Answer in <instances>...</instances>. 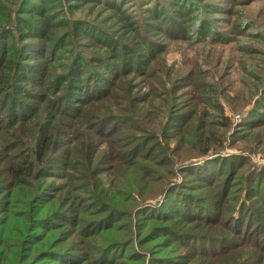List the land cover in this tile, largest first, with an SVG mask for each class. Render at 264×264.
Segmentation results:
<instances>
[{"label": "rangeland", "instance_id": "1", "mask_svg": "<svg viewBox=\"0 0 264 264\" xmlns=\"http://www.w3.org/2000/svg\"><path fill=\"white\" fill-rule=\"evenodd\" d=\"M35 1L37 2V0H26L23 6L28 8L34 6L32 3ZM2 2L5 1L0 0V3ZM128 2L131 0H127L124 5L120 3L115 9L109 5L108 7L100 5L102 3L95 0H48L43 8H39L40 11L41 9L47 10V17L37 16L41 15L39 11H34L32 15L28 14L29 17L37 20V30L43 32L41 35L45 32L46 24L52 27L51 35H44L39 39L42 49L48 47V50L41 53L42 56L34 58L23 59L24 56H22L23 65L31 71H27L29 75L25 74L20 77L13 75V90L7 88L4 92L0 91V98L5 97V103H0V112H4L5 109L7 115L11 112L12 105L10 104L7 108L6 106L12 98H14L13 105L19 106L17 111L24 115L29 113L26 109L32 111V109L42 105V100H47L44 103V110H53L57 118L59 115L64 116L61 114L64 111L63 98L66 92L71 89L66 82L71 77L78 75L84 76L82 79H85L91 70L88 67L99 70L104 52H107L105 61L109 68L112 67L110 73L107 71L104 74H109L111 78L119 73L115 69L121 65L122 60H134V63L131 66V71H126V74L120 77L118 81L116 80L117 82L113 83L107 90L105 95L108 97H99L102 99L96 105L91 104L90 101L85 105L81 101L85 102L86 99L95 94L96 91H93L90 95L87 84L91 83L92 85L93 81H99V71H97L98 74H95L96 71H92L93 73H90L92 79L89 80L88 77L87 83L83 80L79 83L74 82L73 86L76 87L68 91L67 96L69 98L80 102L74 101L80 105L76 104L79 106H73L74 109H69L72 111L71 114L75 115L79 112V115H86L84 121L82 118L80 121L78 119V122L82 123L81 125L70 126L71 118L63 117L64 124L60 126L63 132L69 131H67V136L64 137L65 139L59 144V147L64 148L66 146L64 148L66 150H69V147L72 148V151L75 152L73 162L79 160L82 163L79 157L85 151V144L96 150L97 144H101V141L105 139V135L94 134L97 132L87 130L94 112L98 110L100 114L128 116L130 119L138 118V122L131 121L126 125L127 128H121L125 127L126 122L117 125V133L122 136L119 138L121 141H117L116 145L119 146L120 150H123L122 158L127 159L129 158L128 154L133 151L145 152L146 146L144 145L151 143L144 136L145 134L142 135L135 131L136 126L154 129L153 132L156 136L164 142L161 144L166 143L168 145L170 142V145L176 149H182V153H186L185 157L192 155L194 149L191 150L190 145L182 146L178 134L172 140L165 139L164 136H173L178 130L177 128L168 130L170 128L167 126V120L171 112H177V110L172 109H177V105L181 102H183L182 108L184 106L189 108L187 104L191 105V103L197 102L198 112L206 108L209 115L195 124L198 125L199 129L208 127L211 130L212 133L208 136L211 139L209 140L210 144L217 145L219 143L214 155H226L232 150L246 152L242 159L239 160L234 157L231 161L229 160L230 157L222 158L218 161L221 162L222 169H211L206 174L207 179L205 176L203 177V174L201 176L197 174L204 169V164H197L199 166L189 167L187 171L180 172L177 170L179 161H176L168 169H171L172 174L165 177L164 180L166 181L160 189L161 195L152 199H145L147 202H155L145 204V202H141L144 201L142 197H137L136 201L134 200V205L128 209L127 215L121 218L119 216L116 220L117 226L122 225L129 228L130 231L126 233L129 238L127 241L124 240L117 246H112L109 251L102 250L99 254H95L92 243H96L98 238L95 236L86 237L79 231L78 226L75 227L71 237L58 246V248L64 249L55 253L59 264H106V259L104 261L106 256L114 258V264H206L209 259L203 255L205 251L200 250V246L204 243H201L200 240L183 239L177 233L182 236L208 234L214 236L209 238H218L216 236L223 234L230 237L234 236V230L226 224L229 217L227 209L230 204L238 203L244 198V195H250V200L245 202L247 206L251 205L252 201L254 202L253 205L257 209L254 216L264 219V203L262 201L264 199L262 193L264 191V173H261L264 170V0H196V5L194 2H188L185 8H179V10H187L188 12L181 22L184 26L183 33L180 35L181 37L177 38L168 35L165 27L167 23L163 24L159 20L154 21L149 18L147 9H150L151 0H137L140 5L144 4L143 9H140V5L135 7L138 4L133 3L134 1ZM4 8L0 9L4 11ZM24 13L25 11H22L17 16L19 18L18 24H20L19 30H13L14 24H17L13 20L12 24L7 26L8 29L12 30V33L9 36L0 33V44L2 43L6 53L7 50L15 51L17 42L23 40L25 36V41L31 42L33 40L32 36H27V28L23 26L22 19L28 18L26 17L27 14ZM129 13L145 18L147 24H154L155 27L150 28L148 25L149 30L146 31L144 26L146 23L136 26L133 17L126 19L124 14ZM1 18L3 16H0V20ZM70 18L85 21L83 24L89 26L87 27L88 30H92L101 39L108 40L106 45L98 43L93 37L88 36L90 32L83 31L82 34H79L75 28L72 31L69 27ZM1 21L3 22V20ZM93 21L97 23L98 28L92 26ZM149 21L154 22L149 23ZM139 31L144 32L142 37ZM63 38L66 41L61 43ZM15 39L17 42H14ZM73 42L80 49L79 52H72ZM58 45L61 46L59 51ZM26 51L40 53L33 49H26ZM80 51L87 54L91 53L92 61L88 67L86 60L81 63L80 56H77L81 55ZM134 54L138 57L134 58ZM72 57L79 58V62L76 68L70 72L69 66ZM139 59L142 60V64L140 69H137V60ZM107 64L103 63V67ZM190 76L197 79L199 83L211 84L214 95L218 97V101L222 105L224 117L221 116L222 112L220 113L215 108L206 107L200 103V99L189 98V102L182 99L185 94L184 84L191 79ZM95 77H97L96 80ZM73 81H77V79ZM192 91L193 88L189 87L188 92ZM22 102L27 104L25 110L21 108ZM249 105L254 107L250 117L246 115L238 122L237 114L243 107ZM103 108L105 110H102ZM42 114L44 112L38 113L23 124L16 123L15 131L18 132L20 138L28 141L35 135L33 123L41 118ZM247 118L251 119L246 120ZM226 120L229 122L227 121V125L221 129L220 122ZM116 122L121 121H115L114 124H118ZM109 125V121H99L95 128L105 131ZM217 130H222V133L216 132ZM184 132L185 129L181 131L180 136H184ZM191 146H194L193 142ZM63 153L66 156V153ZM68 160V157L63 159V155L59 154L56 155L53 162L61 166ZM183 160L188 161L185 158ZM100 166V168H105L104 163ZM150 166L149 176L152 179L154 171L160 170V168L156 165ZM231 168L237 174L233 176L229 193L224 194L226 193V189L222 187L224 176L226 173L230 174ZM259 169V172H255ZM61 171L58 170L57 175L61 174ZM247 174L250 176L244 182V176ZM101 175L106 176L104 172ZM162 175H167V172H163ZM151 179L147 180V192L150 191L152 184H159L164 181ZM229 179L228 183H230ZM48 181L53 182V184L60 182L54 178H50ZM183 187H187L186 193H191L195 197L203 198L202 194L205 198L208 197V204L210 203L209 206L214 212L217 210L216 206L219 205V211L217 210L219 215L215 212L214 215L209 216V218L216 219L214 225L211 222L207 224L205 221H200L201 217H205L201 214H199L200 218L195 219L204 204L198 202L201 208L197 210V213L194 210V204L198 205V203L188 199L189 196ZM168 192L169 194H167ZM231 198L233 202L228 203ZM189 213H193V218L185 219V215ZM113 219H116V216ZM261 221L263 225L258 229L259 233L264 229V220ZM258 224L253 227L251 222L245 227V223L242 222V227L244 230L246 228V232L242 229V231L239 230L238 235L236 234L235 242L241 244L237 261L242 264H256L258 260L264 264V252L259 248L260 246L264 248L262 245L264 244V236L257 241L254 240L258 247H255L254 244H246L251 239L252 230H255ZM63 226L60 231H57L56 237L66 236L73 230L70 226ZM250 226L252 229H247ZM164 229L174 230L173 232L177 233L167 235L164 234ZM214 241H210L212 247L218 243ZM88 242L91 243V247H87ZM194 245L200 248H193ZM69 246L71 251L66 255H59L60 252H64L63 250H69L67 248ZM213 262L214 264L217 263L216 257H214Z\"/></svg>", "mask_w": 264, "mask_h": 264}, {"label": "trees", "instance_id": "2", "mask_svg": "<svg viewBox=\"0 0 264 264\" xmlns=\"http://www.w3.org/2000/svg\"><path fill=\"white\" fill-rule=\"evenodd\" d=\"M2 1L5 2L0 3V8H5L4 11L0 9V16H3V18H1L3 22L0 20V33L9 36L12 33V30L8 29L7 26H10L13 20L17 23L14 24L15 27L13 30H19L20 24H18L19 18H17V16L22 11H25L24 14H27L26 17L28 18L22 19L23 26L27 28V36H32L31 38L33 39L31 42H29V40L25 41L26 36L20 42H17L15 39L14 42H17L16 50H7V53L6 49L2 46V43L0 44V91L4 92L7 88L13 90V75L17 77L25 74L29 75L27 74V71L31 70L23 65V59L42 56L41 53H45V51L48 50V47L42 49L39 39L44 35H51L53 29H51L52 27H50L49 24H46L45 32L41 35L43 32L37 30V20L28 16V14L32 15L34 11H39L41 15L37 16L47 17V10L41 9L40 11L39 8H43L45 2L48 0H37L38 3L35 1L32 3L34 6H30L29 8L23 6V4L26 3V0ZM95 1L101 2L102 4L100 5H105L107 7L109 5L115 9L118 8L120 3H123V5L127 3V0ZM133 1L131 0V2L138 4L135 5V7H139L140 3L137 2V0ZM195 1L196 0H151L150 9H147L148 15H150L149 18L154 21L159 20V22H162L163 24L167 23L165 27L169 33L168 35L177 38L183 33L184 26L181 22L184 20V17L188 12L187 10H179V8H185V6L188 5V2H194V5H196ZM4 4H6V6H3ZM143 5L144 4L140 5V9H143ZM142 12H144V10H142ZM124 15L126 19L133 17L136 26H138V24L146 23L144 24L145 29H147L146 31L149 30L148 25H150V28L155 27L154 24H147L145 18L143 19L139 16H134V14H132V16L130 13ZM70 19L69 27L72 31L75 28L76 32H79V34H82L83 31L90 32L88 36L91 38L93 37L98 43L106 45L108 40L101 39L96 36L92 30H88L87 27L89 26L83 24L85 21L78 20L77 18H73V20L72 18ZM153 22L149 21V23ZM96 24L95 21L92 22V26L98 28ZM198 25L200 26V23ZM143 33L139 31L141 37ZM65 41V38H63L61 43H64ZM122 45L124 46L123 43ZM31 46L33 47L30 48ZM9 48H11V46H9ZM126 48H128V46H126ZM26 49L38 50L40 53L28 52ZM60 49L61 46L58 45V51ZM3 50L4 52H1ZM79 50L80 49H78L73 42L72 52H79ZM80 53L81 55L79 54L77 56H80L81 63H83V60H86L88 67L92 61L91 53L87 54L82 51H80ZM106 54L107 52H104L102 58L99 56V58H101L99 70H94L93 67H88L91 70L88 72L85 79H82L84 76L81 77L78 75L71 77L66 82L67 86L71 88L68 90L70 91L76 87L73 86L74 82L79 83L83 80V82L87 83L88 77L90 78L91 75L90 73L96 71L95 74H98L97 71H99V81H93L92 85L91 83L87 84V89L90 92V95L93 91L96 92L86 99L85 102L81 101L83 104H88L87 102L90 101L92 102L91 104L96 105L103 97H108L105 93L110 89L112 84H115L120 77L125 75L126 71H131L130 69H132L131 66H133L134 60H122L121 65L115 69L116 71H119V73L113 75V78L109 77V74H104L107 71L110 73V70L112 69V67L109 68V65L105 61L107 59ZM22 56L24 57L21 60ZM133 56L134 58L138 57L135 54ZM141 61V59L137 60V69H140L142 64ZM78 62L79 58L72 57L69 66L70 72L76 68ZM103 63L107 64V66L103 67ZM96 78L97 77H95V80ZM76 79L77 81H73ZM91 79L92 77L89 80ZM188 79L190 78L188 77ZM189 87L193 88L192 92H188ZM17 91L20 92V90ZM68 91L63 98L64 111H62L61 114L64 116L59 115L58 118L53 110H44V103L47 100H42V105L36 108H34V105L30 102V105L34 108L32 111L26 109V102H22L23 105L21 108L24 110L26 109L29 112L24 115L17 111L19 106L13 105L14 98H12L6 106L7 108L10 104L12 105L11 112L8 115L6 114V109L4 112H0V264H59L55 253L64 248H58V246L63 241L65 242L70 238L75 231V227L78 226L79 231L86 235V237L95 236L98 238L96 239V243H92V247L95 249L93 253L99 254L102 250L105 252L109 251V248L111 249L112 246H117L119 243L124 242V240L127 241L129 239L128 236H126V233L130 230L122 225L117 226L118 222H116V220H118V217L120 216L119 218H121L127 215L128 209L134 205L137 197H142L144 201L141 202H145V204L155 202H147L145 199H152L161 195L162 192L160 189L166 181L164 180L165 177H169V175L172 174V172H170L171 169H168L173 166L176 161H179L177 170L180 172L187 171V168L189 167L193 168L194 166H199L197 164H204V169L202 171L197 170L201 171L197 174H200V176L203 174V177L205 176L207 179L206 174H208L211 169H222L221 162H218L222 158L230 157L229 160H231L236 157L240 160V158L242 159L246 154V152H236L232 150V152L226 153V155H214V153L216 154L217 152L215 149L219 143L217 145L214 143L210 144L209 140L211 139H209L208 136L212 133L211 130H209L208 127L199 129L198 125L195 124L197 121L204 120L209 115L208 110L205 108L203 110L200 109L202 111L198 112V106H196L198 104L197 102H193L191 105L187 104V107L189 108H185L186 106L182 108L181 105H183V102H181V104L177 105V109H172L175 111L177 110V112H171L167 120V126L170 128L168 130H172L173 128H177L178 130L175 135H166L164 137L165 139L172 140L178 134L179 142L182 143V146L190 145V149H194L192 155H187L185 157L186 153H182V149L178 150L174 146H171L170 142H168V145L166 143L161 144V142H164L156 136L155 132H153L154 129L136 126L134 128L135 131L142 135L145 134L144 136L148 141H151V143H146L144 145L146 146L145 152L140 153V151H133L128 154L129 158L124 159L121 156L123 150H120L119 146L116 145L117 141H121L119 138L122 136L117 133V125L126 122L125 127L121 128H127V124L131 121L138 122V118L135 117L134 119H130L128 116H113L107 113L100 114L98 110L97 112H94L95 114L92 116V120L88 123L89 127H87V130L97 132L94 134L105 135V139L101 141V144H97L98 147L96 150L85 144V151L79 157V159L82 160V163H80L79 160L73 162L72 160L75 152L72 151V148L69 147V150H66L64 149L66 146L64 148H61V146L59 147V144L65 139L64 137L67 136V131H69L67 130L66 132H63L60 126L64 124L63 117L71 118L72 121L70 126L81 125L82 123H79L78 119L80 121L82 118L84 121L86 115H79L78 111H76L78 113H75V115L71 114L72 111L69 109H74L73 106L78 107L80 102L76 99L69 98L67 96ZM184 93L182 99H184L185 102H189V98H194L196 100L200 99V103H203L206 107L215 108L218 112H222L221 116H225L223 114L224 111L222 110V105L218 101V97L214 95L211 84L207 82L199 83L197 82V79L191 77V79L189 81L187 80L184 84ZM99 97L102 98L99 99ZM74 101L79 103H75ZM2 102L5 103V97L0 98V103ZM253 109L254 107L252 108V105L245 108L243 107L239 111V114H237L239 117L238 122L246 115L250 117L251 110ZM102 110H105V108ZM41 112H44V114L33 123L35 126V135L28 141L20 138L18 132L15 131V127H17L16 123L23 124ZM248 119L251 118H247L246 120ZM118 120L121 122H116L118 124H114V122ZM99 121H109L110 125L107 126L105 131L97 130L95 127ZM227 121L229 122V120L220 122L221 129L227 125ZM184 129V136H180L181 131ZM221 131L222 130H217L216 132L222 133ZM192 142L194 143V146H191ZM102 147L103 149H101ZM148 149H150L149 153ZM63 152L66 153V156ZM146 153L148 154L146 155ZM59 154L63 155V159L65 157L69 158V160L61 166L53 162L56 155ZM194 154L195 156H193ZM184 158L188 159V161L183 160ZM110 161L113 162L111 163ZM102 163L105 164V168H100V164ZM150 165H156L162 171H154L152 179L149 176V171H151ZM163 167L164 169H161ZM260 169L255 172H259ZM58 170H62L59 175H57ZM102 172L106 175L105 177L101 175ZM163 172H167V175H162ZM261 173L263 174L264 170ZM236 174L237 172H233V169L231 168L230 174L226 173V176H224L222 185V187L226 189V193L224 194L229 193L231 181H233V176H236ZM249 176L250 174L244 176V182ZM50 178H54L60 182L53 184V182L48 181ZM150 179H157V181H161L162 179L164 181H161L159 184H152L153 186L150 191L147 192V180ZM228 179L230 183H228ZM241 179L243 180L242 177ZM183 189L186 193L187 187H183ZM262 193L264 194V191ZM167 194H169V192ZM186 194L189 196L188 199L196 201L194 203L199 202L204 204L199 213L197 210L201 208V206H199V203L198 205L194 204V210L198 213L197 216L195 215V219L200 218L201 216H199V214H201L205 217H201L199 219L200 221H205L207 224L211 222L214 225L216 219L209 218V216L212 214L214 215L215 212L219 215V205L216 206L218 211L215 210L214 212L209 206L210 203L208 204V197L205 198L204 194H202L203 198L195 197L191 193ZM224 194L222 193V195ZM243 197L244 198L239 200L238 203L235 202L230 204L227 209V211H229V217L227 222H225L228 226H231L229 228H232L235 232L232 237L224 234L222 236H216L218 238H209L214 237L213 235L210 236L211 234L203 236H182L180 233L173 232L174 230L170 229H164V234L169 235L172 233V235H174L173 233H177V235L183 239H194L195 241L200 240L204 245H201V248L194 245L193 248H200V250L206 252L203 253V255H206L209 259L206 264H214V257L217 258L216 264H242L240 261H237L241 251V244L235 242L236 234L239 230H244L242 222L245 223V227L251 222L253 227L259 223L258 227L255 228V230H252L253 232H251L250 235L251 239H249L246 244H254L255 247H258V244H256L255 241L264 236V229H262L260 233L258 232V229L263 225L261 220L264 219L254 216L257 209L253 205V201L250 203L251 205L247 206L245 204V202L250 200V195H244ZM232 200L233 199L231 198L228 203H231ZM156 201L159 202V200ZM262 201L264 203V199H262ZM192 214L193 213H189L185 215L184 218H193ZM114 216H116V219H113ZM255 222L257 223L255 224ZM63 225L70 226L73 230H71L66 236L58 238L55 235L57 231H60V229L64 227ZM247 229H252V227L250 226ZM244 232H246V228ZM214 240L218 242L215 247L213 246L215 250L210 244V241ZM86 245L87 247H91V243L89 242ZM262 245L264 246V244ZM67 248H69V250L65 249L63 250L64 252H60L59 255H66L71 251L70 246ZM259 248L264 252L262 246ZM105 252H103V254ZM105 259L106 264H114V258H108L106 256V258L104 257V261ZM259 263L262 264L258 260L256 264Z\"/></svg>", "mask_w": 264, "mask_h": 264}]
</instances>
